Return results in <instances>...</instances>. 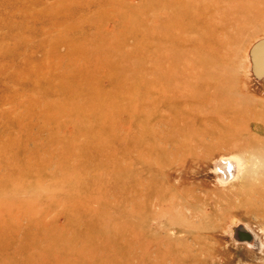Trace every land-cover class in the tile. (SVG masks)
Here are the masks:
<instances>
[{"label":"rangeland","instance_id":"rangeland-1","mask_svg":"<svg viewBox=\"0 0 264 264\" xmlns=\"http://www.w3.org/2000/svg\"><path fill=\"white\" fill-rule=\"evenodd\" d=\"M263 39L264 0H0V264H264Z\"/></svg>","mask_w":264,"mask_h":264},{"label":"water","instance_id":"water-1","mask_svg":"<svg viewBox=\"0 0 264 264\" xmlns=\"http://www.w3.org/2000/svg\"><path fill=\"white\" fill-rule=\"evenodd\" d=\"M251 57L254 65L256 75L260 78H264V39L257 42L251 51Z\"/></svg>","mask_w":264,"mask_h":264},{"label":"bare ground","instance_id":"bare-ground-1","mask_svg":"<svg viewBox=\"0 0 264 264\" xmlns=\"http://www.w3.org/2000/svg\"><path fill=\"white\" fill-rule=\"evenodd\" d=\"M233 105V104H232ZM234 106V105H233ZM224 108V107H223ZM232 109V108H231ZM234 111V110H233ZM244 112V111H243ZM254 115L256 116L257 114L256 113H252L251 116ZM68 230V229H67Z\"/></svg>","mask_w":264,"mask_h":264}]
</instances>
